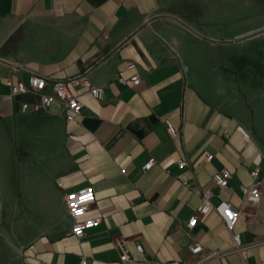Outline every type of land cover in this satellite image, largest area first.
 Here are the masks:
<instances>
[{
    "label": "crops",
    "instance_id": "1",
    "mask_svg": "<svg viewBox=\"0 0 264 264\" xmlns=\"http://www.w3.org/2000/svg\"><path fill=\"white\" fill-rule=\"evenodd\" d=\"M263 11L264 0H0V264H166L189 261L194 243L230 250L216 213L188 226L205 191L241 210L235 230L251 246L212 264H264V203L240 193L264 181V49L236 42L264 31ZM132 63L141 83L123 87ZM33 74L87 78L104 98L72 84L84 109L67 122L59 102L35 111L36 97L12 94L7 80ZM223 169L226 189L212 180ZM86 187L101 222L77 239L65 198Z\"/></svg>",
    "mask_w": 264,
    "mask_h": 264
},
{
    "label": "built area",
    "instance_id": "2",
    "mask_svg": "<svg viewBox=\"0 0 264 264\" xmlns=\"http://www.w3.org/2000/svg\"><path fill=\"white\" fill-rule=\"evenodd\" d=\"M135 64H128L127 67L119 73L117 81L123 87H136L141 83V77L138 73H135ZM126 73H130V76L126 77ZM13 95H31L38 99V103L34 105V110H49L52 106L59 102L62 105V114L67 122L75 121L81 116L84 109V104L79 100L71 88L72 84H80L86 88L90 94L99 102L104 98V88L93 86L87 78L80 77L74 80H56L48 79L38 75H30L27 81H18L14 83L11 80H7ZM51 87L52 92L46 93V90ZM29 104L22 106V111L30 110ZM168 133L171 137L178 136L179 131L170 121L166 122ZM212 155L206 157V161H211ZM157 161L155 158H150L144 165L143 170L145 172L150 171ZM180 169L189 168V163L185 159H180L178 162ZM252 176L257 179L259 177V171H253ZM232 177L231 172L228 169H223L213 175V185L220 189H226L229 186L230 179ZM188 185L187 182H184ZM240 193L243 201L251 206H259L264 203V181H258L252 185H241ZM211 191H205L202 193L201 204L197 208L196 214L190 219L188 226L193 228L198 216H206L211 212H214L222 219L225 227L230 231L232 236L233 246L230 250L226 251H209L206 252L204 247L199 243H194L190 246L189 251L191 258L189 261H176L166 264H212L213 262L224 259L232 254H240L251 246H245L242 242V236L236 232V225L241 218V210L234 208L231 204L225 201H221L217 205H213L211 202ZM96 195L92 187H86L77 191L69 193L66 198V208L70 217L73 219L72 233L75 238L82 239L86 231L92 229L100 224V219L88 217V212L91 205L95 202ZM122 262H127L131 258L128 250L123 243L118 244ZM136 250L142 253V246L136 245ZM80 264H87L84 259Z\"/></svg>",
    "mask_w": 264,
    "mask_h": 264
},
{
    "label": "rangeland",
    "instance_id": "3",
    "mask_svg": "<svg viewBox=\"0 0 264 264\" xmlns=\"http://www.w3.org/2000/svg\"><path fill=\"white\" fill-rule=\"evenodd\" d=\"M258 12V11H256ZM262 12V11H259ZM256 22L264 21V11L262 15L256 16ZM243 27V26H242ZM249 26H244L243 29H248ZM239 51H252V50H262L264 49V36L256 37L253 39H250L244 43H241L238 45Z\"/></svg>",
    "mask_w": 264,
    "mask_h": 264
},
{
    "label": "water",
    "instance_id": "4",
    "mask_svg": "<svg viewBox=\"0 0 264 264\" xmlns=\"http://www.w3.org/2000/svg\"><path fill=\"white\" fill-rule=\"evenodd\" d=\"M261 33H264V31H262ZM261 33H257V34H255V35H250V36H247V37L241 38V39L237 40L236 42H237V43H240V42H243V41L249 40V39H251V38H253V37H255V36H257V35H259V34H261Z\"/></svg>",
    "mask_w": 264,
    "mask_h": 264
}]
</instances>
